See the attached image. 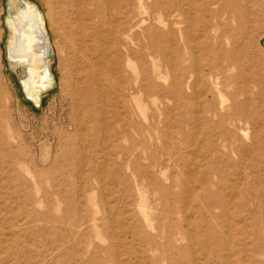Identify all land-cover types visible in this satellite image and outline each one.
Listing matches in <instances>:
<instances>
[{
  "label": "rangeland",
  "instance_id": "rangeland-1",
  "mask_svg": "<svg viewBox=\"0 0 264 264\" xmlns=\"http://www.w3.org/2000/svg\"><path fill=\"white\" fill-rule=\"evenodd\" d=\"M26 3L38 103L8 55ZM243 74L264 75V0H0V264H264V82Z\"/></svg>",
  "mask_w": 264,
  "mask_h": 264
},
{
  "label": "bare ground",
  "instance_id": "bare-ground-1",
  "mask_svg": "<svg viewBox=\"0 0 264 264\" xmlns=\"http://www.w3.org/2000/svg\"><path fill=\"white\" fill-rule=\"evenodd\" d=\"M8 23L12 31L8 42L9 58L26 66L28 75L24 81V88L27 95L38 103L40 93L52 84L48 70V52L50 47L44 28L43 17L36 6L26 3V6L20 8L15 17L8 19ZM242 77L244 90L249 87V80L252 81L254 86H258V81L264 82V75H254L253 79L251 76L252 80L248 75L244 76L243 74ZM207 110L209 113L211 112L210 101L207 105Z\"/></svg>",
  "mask_w": 264,
  "mask_h": 264
},
{
  "label": "water",
  "instance_id": "water-1",
  "mask_svg": "<svg viewBox=\"0 0 264 264\" xmlns=\"http://www.w3.org/2000/svg\"><path fill=\"white\" fill-rule=\"evenodd\" d=\"M49 55H50V48H49V52H48V57H49Z\"/></svg>",
  "mask_w": 264,
  "mask_h": 264
}]
</instances>
